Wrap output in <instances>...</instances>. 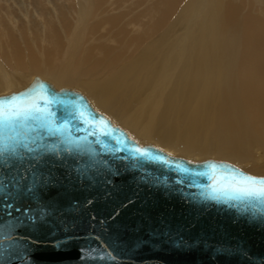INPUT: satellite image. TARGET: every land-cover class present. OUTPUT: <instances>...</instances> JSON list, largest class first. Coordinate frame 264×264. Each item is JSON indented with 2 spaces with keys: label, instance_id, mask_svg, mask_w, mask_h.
Segmentation results:
<instances>
[{
  "label": "water",
  "instance_id": "obj_1",
  "mask_svg": "<svg viewBox=\"0 0 264 264\" xmlns=\"http://www.w3.org/2000/svg\"><path fill=\"white\" fill-rule=\"evenodd\" d=\"M34 83L42 84L57 101L51 105L52 118L69 122L74 139H87L69 154L61 148L47 166L42 161L29 163L33 157L24 154L22 182H30L34 171L47 178L51 168L57 183L44 199L13 202L28 211H13L7 217L15 223L8 235L0 229V264H264V201L245 206L194 203L186 194L199 199L193 185H206L208 178L181 174L174 166L202 171L206 162L222 160L193 161L140 144L81 91L56 89L40 77L30 86ZM30 86L0 98L22 94ZM77 111L95 126L82 124ZM98 129L110 134L101 135ZM93 132L96 135H90ZM2 135L0 129V139ZM41 143L60 141L48 136ZM136 145L172 163L134 157L129 148ZM223 162L225 170L235 166L251 174Z\"/></svg>",
  "mask_w": 264,
  "mask_h": 264
},
{
  "label": "bare ground",
  "instance_id": "obj_2",
  "mask_svg": "<svg viewBox=\"0 0 264 264\" xmlns=\"http://www.w3.org/2000/svg\"><path fill=\"white\" fill-rule=\"evenodd\" d=\"M86 1L78 0L79 19H75L77 20L75 21L76 28L73 27L74 31H72L75 35L69 33L70 35L67 36L64 34V30L71 31L70 29H72V22L70 23L72 18H70V14L72 16V13L68 12L73 11V6H69L71 7L69 11L63 9L61 5L52 8L54 14H58V18L56 17L54 21L53 17L55 16L52 15L51 10V13L49 12L46 0H25L28 3H25L24 0L22 2L21 0L14 2L12 0H0V96L21 91L30 86L36 77H40L56 89L66 88L81 91L99 112L108 115L116 125L126 127L122 128L140 144H153L174 156L193 161H227L251 174L264 176V45L254 46V37L251 36L256 35L252 31H262L264 22L253 14L251 9L250 13H243V0H211L209 4L211 16L216 18L221 27H219L220 37L231 36L234 39H231L234 43L231 46L237 49L239 60L237 58L238 61L235 62L229 58L231 59L229 62L224 64L221 62L220 66L217 65L216 75L211 72L216 77V81L206 85L212 84L209 88L213 89V92L208 96L204 95L206 97L201 103L202 113L199 108L197 110L191 109L188 113L186 104L189 98L205 85L203 77H206L204 74L210 70L206 69L211 57L209 47L204 48L201 54L199 53V60L194 66L185 60L189 64L187 66L189 68L185 67L186 69L182 70L186 71V77L184 78L182 76L184 74H182L177 76V78L180 77L178 80H176L177 78L171 79L172 84L167 85V88L169 87V90L166 91L168 94L165 92L167 95L164 96L165 100L163 99L162 102L163 108L159 102V97L151 96L150 99L139 100L141 95L147 92L148 87L151 86L149 83L156 80L154 76L150 78L155 62L151 59H144L147 51H139L140 53L136 54L137 56L130 63L118 66L112 71H109L108 68H102L103 71L100 72L102 65L98 67L96 64L91 74L95 76V79L90 77L86 79L87 73L85 74V72L87 71H82L85 65L89 63L93 53L97 55L101 50L107 48L104 58L110 54L111 50L108 47L99 49L96 44L101 42L108 44L106 41L113 37L106 35L104 37L100 33L107 34L110 28L115 29L117 24L124 20V25L122 28L118 27L117 32L125 34V31L129 33L128 31L135 28V31L137 30L135 38H133L136 40L135 46L138 45L137 43H144L147 38L161 30L158 28L166 27L165 25H168L166 19L174 16L177 11L176 17H182L179 14L183 11L186 12L181 5L185 3V0H152L145 8H143L144 2L136 3L135 6L133 4L122 6L123 0H117L120 6L113 2L106 7L104 3L107 0H95L94 9ZM130 1L133 0H125L126 3ZM58 2L62 3L58 0H55L54 3ZM114 5L116 6L115 10L121 8V13L114 10ZM14 8L22 13L20 15L24 14V19L23 17H16ZM96 14V18L102 16L104 18L102 21L95 19L96 21L90 25L91 27L89 26L88 32L93 36L88 37L90 41L86 43V47L83 45L87 50L88 57L86 54V58L79 61L78 51L83 48H79L81 43L76 38V31L79 33L83 30L81 26L87 20L94 18ZM125 19L128 20L125 21ZM204 21L207 22V19ZM174 23L175 21L170 23L163 32H158L159 34L157 33V37L150 42V45L162 41ZM208 24L210 23L208 22L207 26ZM60 26H62L61 29ZM215 28L218 29V27ZM217 29L216 31H218ZM259 37L262 38L261 33ZM83 38L86 41L85 37ZM194 42L196 41H192V43ZM94 43L96 44L92 45ZM150 45L147 43L146 46ZM164 45L162 44V46ZM147 49L146 47L143 50ZM165 55L167 59L168 57H175L173 50H167ZM183 59L181 58L179 62ZM185 61H183L184 64ZM80 62L84 64V67L80 65ZM168 62L169 60L167 65L165 64L164 70L168 72L167 76L173 73L169 69ZM100 63L102 64V61ZM177 64L180 65L181 63ZM77 65H79V71ZM212 67L215 70L214 65ZM97 69L98 71H96ZM77 73L81 77L85 76V79L79 78ZM157 73L159 74V72ZM157 82H159L158 79ZM205 90L207 91V89ZM150 92H153V88ZM159 92L160 90L156 93L157 96ZM200 95L202 96L201 93ZM198 99L200 100V98ZM133 103L134 108L130 110ZM206 132L208 133L206 134ZM206 136H208L207 139H205ZM210 140L213 143H208Z\"/></svg>",
  "mask_w": 264,
  "mask_h": 264
},
{
  "label": "snow or ice",
  "instance_id": "obj_3",
  "mask_svg": "<svg viewBox=\"0 0 264 264\" xmlns=\"http://www.w3.org/2000/svg\"><path fill=\"white\" fill-rule=\"evenodd\" d=\"M55 102L57 101L47 94L40 83H34L22 94L0 98V129L3 130L0 139V188L4 190L0 193V210H2L0 215L5 217L0 219V229L6 235L15 228V223L8 222L7 217H11L13 211L25 213L28 211V208L15 207L13 202L31 200L36 196L44 199L47 192L55 188L57 183L56 178L51 175V168H48L47 178L38 176L34 171L30 182H22L21 169L27 160V155L33 157L29 163L42 161L47 166L48 159L59 155L61 148L65 154H69L73 149H81L83 141L87 139L86 136L82 139H74L70 134L69 122H58L52 118L51 105ZM84 115L83 112L77 111L82 124L95 126L90 120L85 119ZM98 131L101 135L110 134L100 129ZM48 136H55L60 144H42L44 137ZM116 143L124 142L116 139ZM117 150L123 151V148ZM129 151L134 157H144L165 165L172 163L163 156L153 154L147 147L136 145L130 147ZM174 166L181 174L208 178L209 182L206 185H193L199 194V199L192 193L186 194L194 203L211 200L239 202L241 206H245L254 201H264V177L245 174L235 166H228L225 170L223 161L206 162L202 171H192L180 163H175Z\"/></svg>",
  "mask_w": 264,
  "mask_h": 264
},
{
  "label": "rangeland",
  "instance_id": "obj_4",
  "mask_svg": "<svg viewBox=\"0 0 264 264\" xmlns=\"http://www.w3.org/2000/svg\"><path fill=\"white\" fill-rule=\"evenodd\" d=\"M14 1H19V0H12V2H14ZM23 0H21V2H22ZM47 1V8H48V10H49V12L51 13V11H52V15L53 16H55V17H53L54 18V21L56 20V17L58 16V14H54V12H53V9L57 6V5H61L62 6V8L64 9H66L67 11H69V9L72 7V9H73V11L72 10H70L68 13H72V16H71V14H70V23L72 22V29H70L71 31H67V30H64V34H66L67 36H68V34L70 33L71 35L73 34V35H75V33L74 32H72V31H74V29H73V27L74 28H76V22L75 21H77L78 19H79V6L77 5L78 4V0H58V1H62V3H54L55 2V0H46ZM84 1H86V0H84ZM152 0H133L132 2L130 1L129 3H126L125 2V0H123V3L121 4L122 6L123 5H128V4H133L134 6L136 5V3H140V2H144V7L143 8H145V7H147V5L151 2ZM24 2H25V0H24ZM86 2H88L91 6H92V9H94L95 7L94 6H96V3H95V0H88V1H86ZM113 2H116V5L117 6H120L119 5V3H118V1L117 0H107L104 4H106V7H108L110 4H112ZM185 3H186V5H184L185 3H182L181 5H183V7L185 8V10H186V12L185 11H183L181 14H179V16H181L182 15V17H180V18H177L176 16H177V13H178V11H177V13H175L174 14V16H172V17H170V18H167L166 20H167V22L166 23H168V25L170 24V23H173L174 21H175V23L172 25L173 27L172 28H170L171 30L168 32V34L166 35V37L162 40V41H157V43H155V44H152V45H150V42H152L153 40H154V38H156L157 37V33L159 32V33H161V32H163L165 29H166V27L168 26V25H165L166 27H163V29L162 28H158V29H161L160 31H158L157 33H154L153 35H151L149 38H147L146 40H145V42L144 43H137L138 45H136L135 46V42H136V40L135 39H133V38H135V35H136V33L135 32H137V30L135 31V28L134 29H131L132 31H128L129 33H126V31H125V34L124 33H122V32H117L118 30H119V28H122V26L124 25V20H121L120 22L121 23H118L117 24V26H116V28L115 29H112V28H110V31L106 34H104V32L103 33H100V34H102V35H104V37H106V36H110V37H113L112 39H109L108 41H106V42H108V44H104V42H101V43H94V44H92V45H95L96 44V46H97V48H99V49H103V48H105V47H108L111 51H110V54L109 55H107L106 56V58H104V53L108 50L107 48L105 49V50H101V52L100 53H98L97 55L95 54V53H93V55H95V56H91V58H90V61H89V63H91V64H87V65H85V67H84V64H82L81 62V64L80 65H83V67H84V69H82V71H87V72H85V76H87L86 77V79H88L89 77L90 78H94L95 79V76L93 75H91L92 73H93V71H94V69L93 68H95L96 67V64L98 65V67L100 66V65H102V67L100 68L101 70H100V72H102L103 71V69L104 68H108V70L109 71H112V70H114V69H117L118 68V66L120 67V66H123V65H127L128 63H130L132 60H134L135 59V57L140 53V52H144V51H147L146 53H145V57H144V59L145 60H148V59H151V60H153L154 62H155V65H154V70H152V72H151V76H150V78L152 77V76H154V78H156V80L154 81V80H152V83H149V85H151V86H149L148 87V90H147V92H145L143 95H141V98L139 99V100H146V99H150V97L152 96V97H159L160 99H159V102H161L160 104H161V107L163 108V104H162V102L165 100V97H166V95L168 94L166 91H168L169 90V87L167 88V85L169 86L170 85V83L172 84V80L173 79H176L177 78V76H181L182 74H184V75H182L184 78L186 77V75H185V73H186V71L184 70V71H182L183 69H186V68H189V67H187V66H189V64L190 63H192L193 64V66L195 65V63L199 60V55L202 53V51L204 50V48H206V47H209L210 49H211V57H210V59H209V65H207V68L206 69H210V70H208L209 72H207V73H205L204 74V76H206V77H203V80H204V83H205V85H203L202 86V88H199L195 93H194V95L193 96H191L190 98H189V102L187 101V104H186V100H185V104H186V107H187V110H188V113H190V111H191V109L192 110H194V109H196L197 110V108H199L200 109V111H201V113L203 112V110H202V105H201V103H202V101L205 99V97L206 96H208L211 92H213V89H210L209 87L213 84L212 82H215L216 81V77H214L213 76V74L214 75H216V73H217V65L218 66H220L222 63L224 64V63H227V62H229L231 59L233 60V61H235V62H237L238 60H239V54L237 53V49H235V48H233L231 45H234V43L232 42V40H234V39H232L231 38V36H226V37H228V38H226L225 36V38H221L220 37V31H219V24H218V22L216 21V18L215 17H213V16H211L212 14L210 13V11H209V8H210V6H209V4L211 3V0H185L184 1ZM259 2V3H258ZM25 3H28V2H25ZM49 3V4H48ZM95 3V4H94ZM108 3V4H107ZM188 4H189V6H188ZM242 7H243V13H250V9H251V11H252V13L253 14H255L258 18H260V19H262V21L264 22V0H243V2H242ZM53 5H55L54 7H53ZM69 6H71V7H69ZM245 6V7H244ZM15 7V6H14ZM115 5H114V10H115ZM252 7V8H251ZM51 8V9H50ZM53 8V9H52ZM104 8H105V6H104ZM188 8H190V9H188ZM192 8V9H191ZM203 8V9H202ZM20 9V8H19ZM16 11L15 12V14H16V17H23V19H24V14L23 15H20V14H22V13H19V11H17L15 8L13 9V11ZM51 10V11H50ZM119 10V11H118ZM117 13H121V8H118L117 10H115ZM191 11H193V12H191ZM75 13V14H74ZM190 14V15H188V14ZM192 13V14H191ZM198 13V14H197ZM62 14H64V11H62ZM197 14V15H196ZM263 15V16H262ZM66 16H68V15H66ZM65 16V17H66ZM107 16H108V14H107ZM210 16V17H209ZM261 16V17H260ZM15 17V18H16ZM97 17V14L95 15V17L94 18H91V19H89V20H87L86 21V23L85 24H83L82 26H81V28L83 29V30H81L79 33H78V31H76V34H77V36H76V38H77V40H78V42L79 43H81L80 45H79V48H83L82 50H80L79 49V51H78V54H79V61H82L83 60V58L85 59L86 58V54H87V50L83 47V45L86 47V43H88L90 40L88 39V37H91V36H93V35H91V33L90 32H88V30H89V26L90 25H92V23H94L96 20L95 19H97V21H102V19L104 18L103 16L102 17H98V18H96ZM212 17V18H211ZM26 18V17H25ZM58 18V17H57ZM77 18V20H75ZM172 18V19H171ZM174 18V19H173ZM211 18V19H210ZM214 18V19H213ZM207 19V22L206 21H204V20H206ZM92 20H94L93 22H91ZM126 20H128V19H125V21ZM177 20V21H176ZM204 21V22H203ZM215 21V22H214ZM111 22H113V21H111ZM179 22V23H178ZM210 23V24H208V26H207V23ZM212 22H213V24H212ZM217 22V23H216ZM218 24V25H217ZM62 25H63V23H62ZM88 25V26H87ZM213 25V26H212ZM84 26V27H83ZM85 26H86V28H85ZM203 26V27H202ZM91 27V26H90ZM119 27V28H118ZM177 27V28H176ZM210 27V28H209ZM215 27H218V29L217 28H215ZM62 28V26H60V29ZM176 28V29H175ZM203 28V29H202ZM221 28V27H220ZM85 29V30H84ZM190 29V30H189ZM195 29V30H194ZM216 29L218 30V31H216ZM187 30V31H186ZM189 30V31H188ZM203 30V31H202ZM215 30V31H214ZM67 31V32H66ZM83 31V32H82ZM206 31V32H205ZM210 31V32H209ZM84 32H85V35H84ZM117 32V33H116ZM212 32V33H211ZM214 32V33H213ZM252 32H254V33H256V35H251L252 37H254V46L256 45V46H261V45H264V28L262 29V31H260V30H255V31H252ZM111 33V34H110ZM158 33V34H159ZM206 33V34H205ZM210 33H211V35H210ZM217 33V34H216ZM260 33H261V35H262V38L260 39V37H259V35H260ZM69 34V35H70ZM80 34V35H79ZM194 34V35H193ZM195 34H196V36H198L199 38H197L196 36H195ZM201 34V35H200ZM214 34H215V36H214ZM106 35V36H105ZM122 35V36H121ZM175 35V36H174ZM180 35V36H179ZM190 35V36H189ZM193 35V36H192ZM213 35V36H212ZM85 37V40L86 41H84V38L83 37ZM116 36V37H115ZM201 36V37H200ZM80 38V39H79ZM202 38V39H201ZM217 38V40H215ZM230 38V39H229ZM108 39V38H107ZM106 39V40H107ZM191 39V40H190ZM232 39V40H231ZM202 40V41H201ZM207 40H209L208 42H207ZM82 41V42H81ZM84 41V42H83ZM148 41V42H147ZM163 41H165L164 43H165V45H164V43H163ZM179 41H181V42H179ZM188 41V42H187ZM192 41H196V42H194V43H192ZM214 41V42H213ZM218 41V42H217ZM225 41V42H224ZM139 42V41H138ZM186 42H187V45H186ZM224 42V43H223ZM123 45H122V44ZM147 43L150 45V46H146L147 45ZM196 43V44H195ZM204 43V44H203ZM231 43V44H230ZM112 44V45H111ZM140 44V45H139ZM162 44L164 45V46H162ZM181 44V45H180ZM202 44V45H201ZM205 44H206V46H205ZM212 44H214V45H211ZM221 44H225V45H222L221 46ZM82 45V46H81ZM101 45V46H100ZM197 45H200V46H197ZM207 45H210V46H207ZM130 46V47H129ZM132 46V47H131ZM148 48L147 50H143V49H145L146 47ZM158 46V47H157ZM161 46V47H160ZM170 46V47H169ZM173 46V47H172ZM224 46V47H223ZM232 48H231V47ZM92 47H94V46H92ZM144 47V48H143ZM149 47H150V49H149ZM217 47V48H216ZM227 47V48H226ZM177 48V49H176ZM189 48V49H188ZM201 48V49H200ZM222 48H223V50H222ZM229 48H230V50H229ZM138 50V52H137V50ZM152 49V50H151ZM195 49V50H194ZM220 49V50H219ZM93 50V49H92ZM151 50V51H150ZM167 50H170V51H172L173 50V54L175 55V57L174 58H170V57H168V59H167V57H166V51ZM180 50H181V53H180ZM192 50V51H191ZM194 50V51H193ZM219 50V51H218ZM236 50V51H235ZM140 51V52H139ZM158 51V52H157ZM164 51V52H163ZM224 51V52H223ZM93 52V51H92ZM95 52V51H94ZM184 52H187V53H184ZM223 52V53H222ZM227 52V53H226ZM107 53V52H106ZM135 53V54H134ZM149 53V54H148ZM153 53H155V54H153ZM161 53H165V54H161ZM176 53V54H175ZM179 53V54H178ZM200 53V54H199ZM217 53V54H216ZM220 53V54H219ZM229 53V54H228ZM137 54V55H136ZM181 54V55H180ZM226 54V56H224V55ZM229 56H228V55ZM238 54V55H237ZM84 55V56H83ZM149 55H150V57H149ZM180 55V56H179ZM212 55H213V57H212ZM218 56V58H217V56ZM232 55H235V56H233L232 57ZM96 56H97V59H95L96 58ZM99 56V57H98ZM147 56V57H146ZM152 56V57H151ZM187 56V57H186ZM214 56H216V57H214ZM82 59H81V58ZM87 57H88V54H87ZM190 57H191V59H190ZM101 58H103V59H101ZM181 58H184L183 59V61H187L189 64H187V62L185 61V64H184V62L183 61H181V62H179L180 61V59ZM228 58V59H227ZM229 58H231V59H229ZM237 58H238V60H237ZM97 60L96 62H95V60ZM100 59V60H99ZM163 59V61H161ZM178 59H179V61H178ZM217 59H219L218 60V62H217ZM223 59V60H222ZM169 60V65L168 66H170V71L172 70L173 71V73H170V75L169 76H167L168 75V72L166 71H164L165 70V64L167 65V61ZM173 60V62H171ZM100 61H102V64L100 63L99 64V62ZM158 61V62H157ZM193 61V62H192ZM224 61V62H223ZM94 62V63H93ZM222 62V63H221ZM127 63V64H126ZM161 63H163V64H161ZM175 64V65H173V64ZM177 63H181L180 65H181V67H180V65L179 64H177ZM221 63V64H220ZM95 64V65H94ZM108 64V65H107ZM160 64V65H159ZM184 64V65H183ZM94 65V66H93ZM160 66V69H159V66ZM184 67H183V66ZM212 65H214V68H215V70H216V72H214L215 70L213 69V67H212ZM78 67V71L80 70V68H79V65H77ZM192 66V65H191ZM74 67V66H73ZM111 67H113V68H111ZM156 67H158L157 69H156ZM186 67V68H185ZM212 67V68H211ZM103 68V69H102ZM162 68H164V69H162ZM179 68V69H178ZM90 69H91V71H90ZM156 69V70H155ZM175 71H174V70ZM180 69H181V71H180ZM192 69V68H191ZM75 70V69H74ZM160 70V71H159ZM96 71H98V69L96 70ZM153 71H154V73H153ZM162 71V72H161ZM192 71V70H191ZM157 72H159V74L157 73ZM211 72H213V74L211 73ZM161 73V74H160ZM165 75H164V74ZM175 73V74H174ZM181 73V74H180ZM208 73H210V74H208ZM174 74V75H173ZM177 74V75H176ZM212 74V75H211ZM76 75H78V77L79 78H81V79H85V76H83V77H81V75L80 74H76ZM98 75V74H97ZM155 75H157V76H155ZM162 75H164V76H162ZM172 75V77H170ZM174 76H176V77H174ZM161 77V79H159ZM180 77H178L176 80H178ZM157 79H158V81L159 82H157ZM163 79V80H162ZM167 79V80H166ZM170 79V80H169ZM172 79V80H171ZM209 79H211V80H209ZM215 79V80H214ZM207 81V82H206ZM154 82V83H153ZM162 82V83H161ZM166 82V83H165ZM208 83H212L211 85L209 84V86H206V85H208ZM205 86H206V88H205ZM152 88H153V92H150L151 90H152ZM158 88V89H157ZM160 88V89H159ZM162 88H163V90H162ZM165 88V89H164ZM204 88V89H203ZM150 89V90H149ZM205 89H207V91L205 90ZM160 90V92H159V95L157 96L156 95V93L158 92ZM212 90V91H211ZM167 94H166V93ZM147 93V94H146ZM200 93L202 94V96L200 95ZM148 94H150V95H148ZM154 95V96H153ZM204 95H206V96H204ZM165 96V97H164ZM198 96H201V97H198ZM151 97V98H152ZM194 98V99H193ZM198 98H200V100L198 99ZM164 99V100H163ZM187 99V98H186ZM189 103V104H188ZM158 105V104H157ZM190 107V108H189ZM133 108H134V103L133 104H131V107H130V110H133ZM156 111V110H155ZM199 111V112H200ZM108 114V113H107ZM199 114V113H198ZM155 115V114H154ZM200 116V115H199ZM122 126V125H121ZM123 127V126H122ZM123 128H126V127H123ZM208 132H206V134H207ZM205 134V135H206ZM208 138V136H206L205 137V139H207ZM211 142H212V140H210L208 143H210L211 144ZM213 143V142H212ZM180 152H182V151H180Z\"/></svg>",
  "mask_w": 264,
  "mask_h": 264
}]
</instances>
